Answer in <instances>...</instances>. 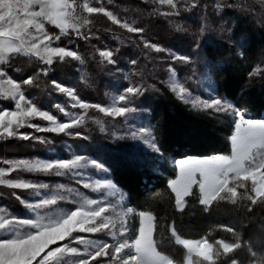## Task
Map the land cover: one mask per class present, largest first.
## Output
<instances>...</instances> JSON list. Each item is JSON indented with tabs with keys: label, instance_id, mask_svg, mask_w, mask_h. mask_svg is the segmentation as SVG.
<instances>
[{
	"label": "snow or ice",
	"instance_id": "6c2138e0",
	"mask_svg": "<svg viewBox=\"0 0 264 264\" xmlns=\"http://www.w3.org/2000/svg\"><path fill=\"white\" fill-rule=\"evenodd\" d=\"M113 3L114 0H107V5ZM142 3L153 5L152 15L167 19L199 8L201 0H142ZM212 8L221 20L228 14L226 10L238 11L252 17L264 30V0L251 4L245 0H213ZM98 16L130 34L123 39L114 34L112 38L121 45L133 44L146 60L167 58L173 65L185 66L193 63V54H179L147 39L145 28L138 26L135 20L121 17L106 6L105 0H0V97L14 102L13 110L0 108V139L49 142L45 137L20 132L23 127L81 137L77 129L85 125L89 110L113 119H127L135 111L129 105L147 91L143 80L136 79L143 76L142 71L135 70L139 56L128 59L132 70L123 75L127 86L113 95L107 105L85 101L74 88L51 79L46 87L67 98L64 104L53 105L63 114L65 119L61 120L25 95V88H39L40 78L47 77L57 63L74 61L81 67L85 64V58L69 46L78 40L100 39L93 31L94 17ZM175 27L177 31H185L179 24ZM229 30L221 28L222 32ZM105 31L114 33L115 29L109 26ZM206 31L209 29L202 23L200 36ZM64 40H67L66 45ZM92 47L99 57L98 66L113 74L122 72L117 58L120 47ZM199 47L198 36L195 48ZM18 58H26L37 70L16 81L8 75V70L20 71L12 63ZM96 58V55L92 57ZM168 71L169 79L162 83L177 100L210 117L231 116L234 125L229 153L173 161L177 174L168 181V188L174 195L176 212L185 211L188 197L198 199L205 212L222 203L235 206L245 216L258 208L264 209V119L246 118L238 106L222 98L210 86L207 94L194 95L177 77L174 67L170 65ZM248 76L249 79L264 77V67L257 65ZM81 79L87 83V73L81 71ZM152 87L155 89V85ZM69 108L79 111H69ZM34 120L47 123H32ZM96 123L104 131L103 122L97 120ZM154 130L155 126L141 125L130 128L123 138L139 142L154 156L161 152ZM0 165L7 166H0V186L8 189V194L29 214L19 217L6 207H0V264H178L173 256L161 250L165 245L183 250L179 264H242L238 252L245 248L246 242L233 227L220 226L222 231L231 234L232 240L210 241L207 236L193 240L179 234L172 223L166 229L160 228L157 239V217L151 211L137 212L126 207L123 193L108 178L110 168L96 158L71 153L69 158L0 160ZM21 173L67 177L98 195L91 198L68 185L26 179ZM21 193H27V197ZM60 202H70L75 207L62 209ZM132 217L139 218L135 234L128 226ZM96 235L108 239L91 238ZM248 251L250 264H264V256H258L251 246Z\"/></svg>",
	"mask_w": 264,
	"mask_h": 264
},
{
	"label": "trees",
	"instance_id": "16d2710c",
	"mask_svg": "<svg viewBox=\"0 0 264 264\" xmlns=\"http://www.w3.org/2000/svg\"><path fill=\"white\" fill-rule=\"evenodd\" d=\"M245 2L251 4L255 0ZM212 3L213 0H201L199 8L184 12L180 17L167 19L152 15L153 5H146L142 0H114L113 5H108L121 17L129 21L135 20L138 26L145 28L144 35L147 39L179 54H193L191 65H173L167 58L146 60L133 44L125 42L121 45L112 38L114 34L122 39L130 34L110 25L103 16H98L94 17L93 31L97 32L100 39L89 42L78 40L73 43L85 58L83 67L87 73V83L81 79L75 62L72 61L57 63L47 77L40 78L39 88L29 90L37 99H46L50 92V87L46 85L51 79H56L63 85L72 86L81 99L104 104L108 91H119L118 88L127 86L123 75L132 70L127 61L139 56V64L135 70L142 71L143 76L136 79L143 80L147 91L133 105L146 110L149 124L155 126L154 136L161 152L150 156L149 152L135 146L130 139L120 135L116 137V133L113 135L110 125L105 133L99 134L96 128L90 129L89 140H79L76 150L96 158L110 168L109 179L125 194L128 207L138 211H151L157 217V239L160 238V228L166 229L172 223L179 234L193 240L205 236L210 241L221 238L232 240L231 234L222 231L220 226L233 227L246 242L245 248L238 252V258L242 264H248L251 259L248 246L258 256H264V209L258 208L251 215L245 216L235 206L222 203L213 205L205 212L197 199L188 197L185 211L179 213L173 206L174 195L168 188V181L176 176V169L168 164L169 158L208 157L229 153L233 125L230 116L220 114L210 117L191 110L177 100L162 83L167 65L174 67L178 77L185 81L187 73L193 72V68L201 69L204 64L217 94L243 112L249 113L253 119H263L264 77L249 79L248 73L257 65L264 67V30L253 22L252 17L238 11L226 10L228 14L221 20L215 15ZM256 7L259 8V5ZM202 23L209 31L200 36L199 28ZM176 24L185 31H177ZM109 26L115 29L114 33L105 31ZM221 28L230 30L222 32ZM198 36L200 47L195 48ZM104 44L111 48L120 47L117 58L122 72L115 74L116 82L111 80L113 73L98 66L99 58L92 47L95 45L99 48ZM241 52L243 55H240ZM94 55L97 56L95 60L92 59ZM12 63L20 69L16 73L22 78L37 70L26 58H18ZM152 85H155V89ZM57 139L56 137L55 140ZM161 250L164 254L171 255Z\"/></svg>",
	"mask_w": 264,
	"mask_h": 264
},
{
	"label": "rangeland",
	"instance_id": "374dc122",
	"mask_svg": "<svg viewBox=\"0 0 264 264\" xmlns=\"http://www.w3.org/2000/svg\"><path fill=\"white\" fill-rule=\"evenodd\" d=\"M105 4H106V6H108L106 1H105ZM113 11L116 12L115 10H113ZM123 18H125V17H123ZM63 43L66 45L67 40H64ZM105 46H107V45L104 44L103 46H101L99 48H104ZM69 47L76 50V48L74 47L73 44L70 45ZM169 66L170 65H167L164 68L165 74H164L163 81H167L169 79V71H168ZM75 67H76L77 72L80 75H81V71L84 72V67L83 66L81 67L77 62H75ZM14 68H17V67L14 66ZM16 72L17 71H15L14 69H9L8 75L12 79L19 81L20 79H22V77L17 75ZM115 74H113V78L111 80L116 82L117 79L115 78ZM177 77H178V75H177ZM180 80L185 83L186 87H188L194 95L207 94V92L209 90V86L211 88L215 89L213 81L210 77V73L204 64H202L201 69L195 70L193 68V72L187 73L185 81H183L182 79H180ZM124 86H122V87H124ZM4 87H7V85H4ZM67 87L72 88V86H70V85H67ZM122 87H120L118 89L120 90ZM117 92L118 91H108L106 93L107 94L106 101L104 104H101V105L109 104L111 102V97L113 95H115ZM25 95L28 98L32 99L34 102H36L37 105L39 107H41L42 109L51 111L54 115L57 116L58 119H61V120L65 119L62 113L58 112V110L53 108L54 104H56V103L64 104L65 101L67 100V98L65 96H63L62 94L56 93L50 89V92L48 94L49 96L46 99L41 100V99H37L33 95V93L29 90V88H25ZM129 107L134 108L135 111L133 113L129 114L127 119L120 118V117L113 119L111 117H105L102 113H99L98 111H96L94 109L89 110L88 115L86 117L85 125L79 129H77V131L81 132V134H82L81 137H69V136H64V135H55L52 133L36 132L34 129L27 128V127L20 128L19 131L22 133H30V134L35 135V136L45 137L47 139V141H49V142L40 143V142L34 141V140L25 141V140L18 139V138L0 139V160H15V159H29V160H31V159H37V158L38 159H52V158H56L58 156L63 157V158H69V155L71 153L83 155V153H80L81 151L76 150V145L80 143L79 140H81L83 137H86L85 139L87 141L89 140L88 139V137H89L88 133L90 132V129L96 128L97 133L100 134V133H105L106 128L110 125L111 133L113 135L116 133V135H115L116 137L118 135H120L122 137H126L130 128L139 127L141 125L145 126V127L150 126V124L148 122V118L146 117V110L143 107H136L135 105H133V103L131 105H129ZM0 108L7 109V110H13L14 109V102L10 99H5L3 97H0ZM68 110L69 111H79L78 109H70V108ZM244 113L246 115V118L253 119L249 113H246V112H244ZM263 119H264V114H263ZM97 120H100L103 122L104 131H101V125L96 123ZM232 120H233V118L231 117V123H232ZM32 123H39V124L44 125L47 122L41 121V120H34V121H32ZM232 125H233V123H232ZM233 132H234V125H233L232 133ZM51 136H55V138L57 137L58 139L55 140V138L53 139ZM131 141L138 148H141L145 152H148L145 150V147L142 144H140L139 142L134 141V140H131ZM229 144H230V148H231L230 138H229ZM186 158H188V157H184L182 159H186ZM192 158H206V157H192ZM175 160H180V159L169 158L168 164L175 168L174 163H173V161H175ZM159 161L161 162L162 160L159 159ZM0 166L7 167L6 165H0ZM176 174H177V169H176ZM21 175L24 176L26 179H33V180H37V181H41V182H45V183H49V184H53V185L65 184V185H68L69 187L78 189L82 195L88 196L91 198H96L98 195L97 193L91 192L87 189H83L81 186L77 185L73 180H70L67 177L46 176L43 174H33V173H21ZM120 192L123 193L121 190H120ZM8 193H9L8 189L0 186V207H6L13 214H15L19 217H25V216L29 215L27 210L24 209L23 206H21L19 204V202L16 201L14 197H11ZM21 195L27 197V193H21ZM123 196H124L123 204L126 207H128L126 204V197H125L124 193H123ZM197 201H198V199H197ZM59 207L62 209H71V208L75 207V205L70 203V202H60ZM134 210L139 212L136 209H134ZM128 226L132 230V234H135V230L139 227V218L138 217L130 218ZM91 238L108 239L107 237H104L102 235L92 236ZM162 249L165 250V252H168L169 254L174 256L176 258V260L178 261V264H179V262H182L183 250H181L182 252L180 253V251L177 250L175 247H171L168 245H165ZM165 255H168V254H165ZM248 264H250V262Z\"/></svg>",
	"mask_w": 264,
	"mask_h": 264
}]
</instances>
